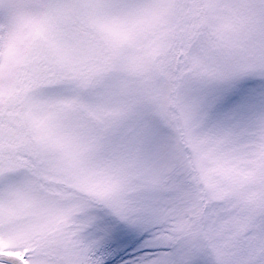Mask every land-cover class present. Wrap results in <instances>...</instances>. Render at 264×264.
<instances>
[{"label":"snow or ice","instance_id":"6c2138e0","mask_svg":"<svg viewBox=\"0 0 264 264\" xmlns=\"http://www.w3.org/2000/svg\"><path fill=\"white\" fill-rule=\"evenodd\" d=\"M0 264H264V0H0Z\"/></svg>","mask_w":264,"mask_h":264}]
</instances>
